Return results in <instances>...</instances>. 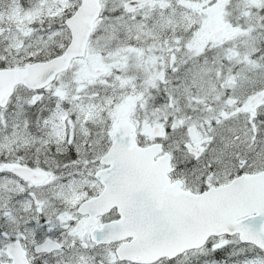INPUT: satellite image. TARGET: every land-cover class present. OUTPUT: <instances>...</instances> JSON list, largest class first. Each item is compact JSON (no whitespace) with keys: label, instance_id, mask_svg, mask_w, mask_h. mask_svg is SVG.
I'll use <instances>...</instances> for the list:
<instances>
[{"label":"snow or ice","instance_id":"snow-or-ice-1","mask_svg":"<svg viewBox=\"0 0 264 264\" xmlns=\"http://www.w3.org/2000/svg\"><path fill=\"white\" fill-rule=\"evenodd\" d=\"M0 264H264V0H0Z\"/></svg>","mask_w":264,"mask_h":264}]
</instances>
